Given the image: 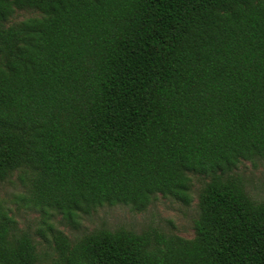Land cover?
<instances>
[{
    "label": "trees",
    "instance_id": "1",
    "mask_svg": "<svg viewBox=\"0 0 264 264\" xmlns=\"http://www.w3.org/2000/svg\"><path fill=\"white\" fill-rule=\"evenodd\" d=\"M17 10L35 13L10 22ZM264 0H0V182L43 217L44 264H264ZM197 193L194 235L119 227L69 239L104 203ZM0 200V264H43Z\"/></svg>",
    "mask_w": 264,
    "mask_h": 264
},
{
    "label": "rangeland",
    "instance_id": "2",
    "mask_svg": "<svg viewBox=\"0 0 264 264\" xmlns=\"http://www.w3.org/2000/svg\"><path fill=\"white\" fill-rule=\"evenodd\" d=\"M34 13L31 10H17L10 18V22L19 21ZM232 173L241 177L245 191L252 198L256 200L264 198V159L241 160L233 168ZM191 180L192 200L188 204L157 193L143 210H134L120 203H104L88 213H81L77 224H72L58 212H52L48 221L71 240L83 232L100 227L109 229L124 227L135 232L156 229L167 234L190 238L194 235L193 221L198 214L197 193L207 178L204 175L193 174ZM20 189L15 175L4 179L0 182V200L9 208L18 229L26 230L32 235L42 263H48L55 254L52 234L48 230L44 237L39 235L40 228L43 227V217L38 211L19 205L20 200L15 198Z\"/></svg>",
    "mask_w": 264,
    "mask_h": 264
}]
</instances>
